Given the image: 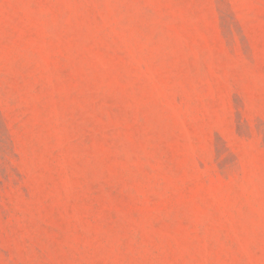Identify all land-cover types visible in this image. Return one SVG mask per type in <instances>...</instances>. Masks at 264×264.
<instances>
[{
  "label": "rangeland",
  "instance_id": "obj_1",
  "mask_svg": "<svg viewBox=\"0 0 264 264\" xmlns=\"http://www.w3.org/2000/svg\"><path fill=\"white\" fill-rule=\"evenodd\" d=\"M0 264H264V0H0Z\"/></svg>",
  "mask_w": 264,
  "mask_h": 264
}]
</instances>
